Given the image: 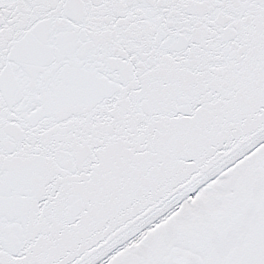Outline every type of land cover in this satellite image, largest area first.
Masks as SVG:
<instances>
[{
    "label": "snow or ice",
    "instance_id": "snow-or-ice-1",
    "mask_svg": "<svg viewBox=\"0 0 264 264\" xmlns=\"http://www.w3.org/2000/svg\"><path fill=\"white\" fill-rule=\"evenodd\" d=\"M0 264H264V0H0Z\"/></svg>",
    "mask_w": 264,
    "mask_h": 264
}]
</instances>
